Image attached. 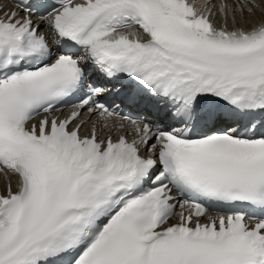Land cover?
<instances>
[{"label":"snow or ice","instance_id":"1","mask_svg":"<svg viewBox=\"0 0 264 264\" xmlns=\"http://www.w3.org/2000/svg\"><path fill=\"white\" fill-rule=\"evenodd\" d=\"M256 11L0 0V264H264Z\"/></svg>","mask_w":264,"mask_h":264},{"label":"bare ground","instance_id":"2","mask_svg":"<svg viewBox=\"0 0 264 264\" xmlns=\"http://www.w3.org/2000/svg\"><path fill=\"white\" fill-rule=\"evenodd\" d=\"M261 19H264V16H262L259 11H256V13L254 15L246 16L247 23L245 24V26L247 27V26H249L250 23H255Z\"/></svg>","mask_w":264,"mask_h":264}]
</instances>
